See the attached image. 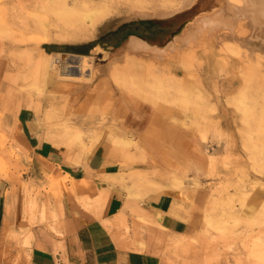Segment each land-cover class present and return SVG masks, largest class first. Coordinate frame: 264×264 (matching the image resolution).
<instances>
[{"label":"rangeland","instance_id":"rangeland-1","mask_svg":"<svg viewBox=\"0 0 264 264\" xmlns=\"http://www.w3.org/2000/svg\"><path fill=\"white\" fill-rule=\"evenodd\" d=\"M47 1L0 0V75L3 86L7 88L4 100L10 96L13 100L24 99L28 103L42 104L44 125L51 134L46 137L47 140L67 145L78 143L90 151L103 136L109 107L119 92L155 108L156 115L147 128L153 142L147 138V144H159L156 141L160 140L165 129L175 131L176 134L182 131L178 133L182 137L187 132H194L178 124L182 120H188L187 114L194 115L192 105H195L196 99H189L185 94L180 97L170 84L152 87L148 78L147 84L142 83L141 86L130 80L115 83L116 85L110 81V68L113 64L121 63L126 43H122L117 50H111L108 48L110 39L105 40L104 36L119 23L147 20L151 22L150 29L148 27L143 31L154 41L157 39L155 29L172 28L180 24L181 31L196 14L218 7L219 0H197L191 8L180 14L150 16L138 20L132 15L136 8L153 13L157 10H169L170 5L163 0H107L106 15L93 28L84 23L70 27L54 19L50 13L42 10ZM81 1L65 0V3L68 6H79ZM83 1H89L93 5L101 3L100 0ZM40 21L46 23L45 29L39 26ZM90 40H102V52L105 50L108 53L104 55L100 50L89 54L92 56V63L86 65L88 81L67 80L58 84L57 71L54 69L49 70L44 79L40 78L37 69L40 58L48 61L47 58H42L44 44ZM237 64L233 62L231 65L236 68ZM170 70L181 74L174 67ZM194 71L200 76L201 83L192 81L185 90L191 91L189 93L193 95L199 91L201 101L198 99L199 107L194 116L199 123V132H203V128L207 130V139L201 143L198 151L187 145L170 150L161 145L178 162L177 175L172 174L169 184L179 193L182 202H186L188 198L190 211L195 218L194 228L191 234L170 238L163 257L167 264H264V175L255 173L250 167L255 162L261 169L264 168V121L259 115L264 101L260 97L256 100L247 92L244 104L250 108V113L243 117L239 110L227 102L241 83V90L246 92L242 81L236 77L235 84L225 71L218 70L212 80L206 79L202 68L195 67ZM28 84L44 87V91L39 95L34 89L25 90ZM211 107L215 110L210 111ZM15 112V104L12 108L0 110V176L6 174L9 165L15 160H23L22 153L26 154L15 143ZM210 121L218 128L214 129ZM245 142L249 147H244ZM249 143L255 146L250 147ZM193 150L199 152L202 159ZM251 153L254 157L249 159L248 155ZM179 155L183 159H179ZM195 157L197 159L194 160ZM153 174L155 173L151 172ZM51 179L48 178V182L39 178L30 186L22 184L23 208L25 214L28 213L30 224L38 220L42 222L47 217L46 206L38 197L43 192L50 197L59 194L60 188L55 187ZM177 181L180 184L174 186ZM155 184L148 173H139L134 187H143L149 191ZM80 200L82 204L88 205V199ZM114 220L125 223V216L123 213L119 214Z\"/></svg>","mask_w":264,"mask_h":264},{"label":"crops","instance_id":"crops-1","mask_svg":"<svg viewBox=\"0 0 264 264\" xmlns=\"http://www.w3.org/2000/svg\"><path fill=\"white\" fill-rule=\"evenodd\" d=\"M150 24L122 22L104 39H110L111 50L119 49L131 35L161 46L182 28L159 27L158 40L153 41L143 31ZM101 44L102 40L47 42L42 49L89 55ZM1 66L0 61V70ZM6 93L0 75V110L15 104V143L26 154L0 176V264H167L163 257L167 242L191 234L195 218L188 198L182 202L169 184L172 174L177 175V160L161 145L145 142L152 139L147 128L155 108L119 92L109 107L102 138L88 151L78 143L47 140L51 134L44 125L43 105L10 96L4 100ZM113 136L134 142L122 146ZM139 173H148L156 183L151 190L134 187ZM39 178L48 182L52 178L60 190L56 197L44 192L38 197L47 217L30 224L22 184L30 186ZM81 198L88 199V205ZM122 213L125 223L115 222Z\"/></svg>","mask_w":264,"mask_h":264},{"label":"bare ground","instance_id":"bare-ground-1","mask_svg":"<svg viewBox=\"0 0 264 264\" xmlns=\"http://www.w3.org/2000/svg\"><path fill=\"white\" fill-rule=\"evenodd\" d=\"M196 1L163 0L165 4L170 5L169 10H157L151 13L136 8L132 11V15L135 19H142L150 16L166 17L180 14L191 8ZM100 2L99 4L94 3L95 5H93L89 1L82 0L79 6H76L77 4L68 6L65 0H48L42 7V10L44 13H50L54 19L70 27L84 23L90 28H93L106 15L105 3L107 0H100ZM218 4L219 6L213 10L203 11L193 16L181 31L173 37L171 36L172 38L161 46L152 44L150 41L136 35L129 36L125 41L126 47L121 63L119 65L113 64L110 68V81L115 84L130 80L132 83H137L138 86H141L142 83H146L148 78L149 84L152 87H162L163 85L170 84L169 86H173L174 91L180 97L185 94L189 99H196L194 101L195 105H192V110L195 115L199 107L197 106L199 105L198 99L201 101V96L199 95V91L193 95L189 93L191 91L188 92L185 90L192 81L197 82V84L201 83L200 76L194 71L195 67L205 70V76L208 80H212L218 70L225 71L233 78L232 80L235 84H237L235 81L236 77L239 81H242L246 90V92L241 90L242 83L239 87L237 85V89L233 91V95L227 99L228 104H232L236 110H239L243 117L248 115L250 108L246 106L247 104H244V97L247 92L254 96L256 100L260 97L264 101V0H219ZM39 26L45 29L46 23L40 21ZM100 50L102 52L100 47H96L92 52L95 53ZM103 52L104 55L108 53L105 50ZM43 57L47 58L48 61L41 60L40 58L38 63L37 69L39 70L41 79H44V76L49 70L54 69L57 71L58 84H63L67 80L79 82L88 81L86 65L92 63L91 55L63 54L43 50ZM233 62H237L238 67L235 65L236 68H234L231 65ZM134 67L135 69H132ZM173 67L179 70L181 74L172 72L170 69ZM25 88V90L34 89V92L39 95L44 91V87L35 84H28ZM209 110L213 111L215 109L211 107ZM194 115L187 114L188 120H182L178 125L192 130L195 133L191 132V134L187 132V135L185 134L186 136L184 135L182 137L178 134L182 131L176 134L174 133L175 131L165 129L162 132L163 135L161 134L160 140L155 141L157 143L159 142V145L163 144L169 147L166 150L187 145V147L198 151L201 143L207 139V130L201 128L203 132H199V123ZM259 115L260 119L264 121V105H261ZM210 123L214 129L218 128L214 122L210 121ZM205 125L207 126V124ZM113 137V140L122 146H128L131 142H134L132 138L127 136ZM148 140L152 141L150 138ZM247 144L245 142L243 144L244 147ZM249 144L251 145V143ZM253 146L255 144L250 147ZM194 153L198 154L199 152ZM181 156H178L179 159H183ZM196 156L198 157L199 154ZM253 157L252 153L248 155L249 159ZM189 158H192V156ZM203 158L205 157L203 156ZM209 160L211 162L213 161L212 159ZM250 167L255 173L264 175V172H262L264 168L261 169V166L259 167L255 162ZM178 184H180L179 181L173 185L178 186Z\"/></svg>","mask_w":264,"mask_h":264},{"label":"water","instance_id":"water-1","mask_svg":"<svg viewBox=\"0 0 264 264\" xmlns=\"http://www.w3.org/2000/svg\"><path fill=\"white\" fill-rule=\"evenodd\" d=\"M64 54V53H63Z\"/></svg>","mask_w":264,"mask_h":264}]
</instances>
